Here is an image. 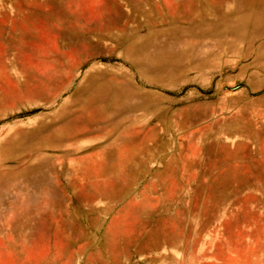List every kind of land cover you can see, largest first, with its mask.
I'll return each instance as SVG.
<instances>
[{
    "label": "rangeland",
    "instance_id": "374dc122",
    "mask_svg": "<svg viewBox=\"0 0 264 264\" xmlns=\"http://www.w3.org/2000/svg\"><path fill=\"white\" fill-rule=\"evenodd\" d=\"M0 264H264V0H0Z\"/></svg>",
    "mask_w": 264,
    "mask_h": 264
},
{
    "label": "bare ground",
    "instance_id": "6f19581e",
    "mask_svg": "<svg viewBox=\"0 0 264 264\" xmlns=\"http://www.w3.org/2000/svg\"><path fill=\"white\" fill-rule=\"evenodd\" d=\"M116 184V183H115ZM11 185V184H10ZM10 201V200H9ZM29 224V223H28ZM108 253V252H107Z\"/></svg>",
    "mask_w": 264,
    "mask_h": 264
}]
</instances>
